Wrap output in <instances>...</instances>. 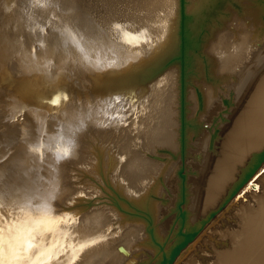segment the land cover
I'll return each instance as SVG.
<instances>
[{
  "label": "bare ground",
  "instance_id": "6f19581e",
  "mask_svg": "<svg viewBox=\"0 0 264 264\" xmlns=\"http://www.w3.org/2000/svg\"><path fill=\"white\" fill-rule=\"evenodd\" d=\"M233 1L185 0L186 29L192 39L200 35V50L187 68L183 147L181 69L174 62L181 0H0V63L21 53L10 69L25 78L13 94L2 89L11 95L4 103L13 112L36 103L22 122L0 127L1 160L26 140L0 162V214L28 218L32 229L7 248L14 264H161L159 246L170 253L179 244V210L184 231L197 236L174 264H204V250L208 264H264V196L255 214L243 201L264 194V183L256 195L250 189L264 176V0ZM41 23L50 25L47 33ZM32 42L42 43V56L27 47ZM43 57L75 71L70 86L59 79L48 93L39 88L34 79H48ZM65 92L72 95L66 101ZM57 95L60 112L37 105H53ZM6 115L0 111V123ZM43 124L41 162L30 146L39 145ZM58 130L64 140L53 139ZM70 138L75 144L63 158ZM180 169L182 188L161 207L163 188ZM223 205L231 208L228 222L234 217L244 230L218 226L219 237H203L197 248ZM241 207L246 216L235 213Z\"/></svg>",
  "mask_w": 264,
  "mask_h": 264
},
{
  "label": "water",
  "instance_id": "95a60500",
  "mask_svg": "<svg viewBox=\"0 0 264 264\" xmlns=\"http://www.w3.org/2000/svg\"><path fill=\"white\" fill-rule=\"evenodd\" d=\"M180 14H181V16H180V24H179L178 34L181 36L182 44H181L180 54H179L178 58H176V60H174V62H177V61L180 62L179 64H180V69H181V84H182L181 85L182 86V92H181L182 121L184 122V97H185V87H186V80H187V73H188L187 68L189 69V67L194 64L193 60H194L195 54L199 53L200 49H198L197 43L200 41V35H196L195 39H192L191 36H193V35H188L186 25L189 22L191 15L186 12L185 0H181ZM192 19H193V17H192ZM40 25H42L43 28L45 29L44 32L47 33V29H49L50 25L49 24H42V23ZM195 34L196 33H194V35ZM0 40L2 41V43L0 45H2V44L4 45L3 42H4V40L6 41V36H4V34L0 35ZM22 41L23 40H21V42ZM27 47L30 48L35 53H37L39 56H42L41 54L43 52V45L41 42H35V43L32 42ZM12 53L13 54L10 55L9 59L0 63V65H1V68H0V111L7 114L5 118L1 119V121H3L4 124L0 123V127H3L5 125V122H10V124L22 122L24 120V118L26 117V113L30 112V110H31L30 107H32V105H36V103L34 101L29 100V103L23 104L19 110H17V111L14 110L15 112H13V111H11L12 109H9V107H7V105L4 103L6 101H9L11 95H8L10 93H7V94L4 93L2 91V89L8 87L9 91L12 92L11 94H13L16 92L17 87L20 85V83L23 82V79H25L22 76L15 75L11 71L10 63L12 62V59L17 60L19 58H22V56H23L21 53H18V52L17 53L12 52ZM42 62H43V64L44 63L47 64L46 76L48 79L43 80L40 77L39 80L41 82H39L38 80H36V78H37L36 77L34 79V82H36L38 84V86H40L39 88L43 89L45 92L48 93L49 91L52 90V88H53L52 86L55 85V83L59 79L66 80L67 86H70L69 85L70 80L76 74V73H73V72H75L74 70L69 69V68H66V69L62 68V69L58 70V68H55V67H57V63L51 57H48V58L43 57ZM62 71H65V73L60 74V72H62ZM72 91H73V95L75 96V92L73 89H72ZM23 97H24L23 93H20V92L17 93L16 98H23ZM69 97H72V95ZM69 97L67 100H69ZM71 101H73V100L67 101V103L65 105H63V107L61 109L68 108L69 103ZM37 105L39 106L40 109L48 107V109H49L48 114L49 115L60 112L59 110L55 109L56 107H54V106H56V104L50 105L47 103H41V104H37ZM42 126H43V129H42L43 132H42V134L39 135V138H44L46 136V133L48 130L47 127L44 128V124ZM182 132H183V147H184L185 125L182 128ZM25 142H26V140L24 138L21 139L20 142L14 146L16 148L13 147L10 150H8L7 155L4 157L3 160L0 159V162L5 163V161L7 160V156L12 155L13 152L17 148L21 147ZM262 156H264V154ZM258 157H260V156H258ZM263 171H264V169H263ZM180 176L184 179V173L183 172H180ZM240 186H241V183H239L236 186V189H238V187H240ZM253 187H255V184L253 185ZM234 191H236V190H234ZM178 217H179V220L181 223L178 230H177V234H176L177 239L179 240V244L170 253L168 252V250L167 251L165 250L166 244L164 246L163 245L159 246L158 250L161 252L162 258H163L161 264H174V262L176 261V259L180 255V253L184 250V248L187 247L188 244L197 236V230L196 229L192 228V230L184 231V226L186 225V213L182 210H179L178 211ZM146 220L148 222V225H147L148 234L150 235L152 241L158 245V242L155 238V231H154V227L152 225L153 224L152 220L151 219H146Z\"/></svg>",
  "mask_w": 264,
  "mask_h": 264
},
{
  "label": "rangeland",
  "instance_id": "374dc122",
  "mask_svg": "<svg viewBox=\"0 0 264 264\" xmlns=\"http://www.w3.org/2000/svg\"><path fill=\"white\" fill-rule=\"evenodd\" d=\"M229 3H231L232 5H235V2L233 1V0H229ZM238 14H240V12H238ZM47 24V23H46ZM241 110H242V108H241ZM241 110H240V112H241ZM239 115V114H238ZM236 118H237V116H235L234 118H232L233 119V122L236 120ZM183 126H184V122H183V124H182ZM183 126H182V128H183ZM180 172H181V169H180V171H179V173H178V175H179V178H178V176H176L174 179H171V178H169L168 180H167V183L165 184V186H164V188H163V191H162V193H161V198H160V206L162 207L163 206V203L167 200V199H172L174 196H176L177 195V193H178V191L182 188V184H183V178L180 176ZM255 173H253L251 176H253ZM264 175V174H263ZM261 178V179H260ZM259 179H260V181H259V179H258V183L259 184H255L256 186V188H255V190H254V188L252 189V188H250L251 189V192H252V194L253 195H256L255 193H257V192H255V191H258L259 190V188H261V184L262 183H264V176H262V177H260ZM179 182V183H178ZM245 182V181H244ZM244 182H242L241 183V186L238 188V190H237V192L239 191V189L242 187V186H244L246 183H244ZM176 183H178V184H176ZM178 186V187H177ZM248 186V185H247ZM245 189V188H244ZM243 189V190H244ZM170 190V191H169ZM178 190V191H177ZM242 193V192H241ZM172 194V195H171ZM170 195V196H169ZM173 196V197H172ZM264 196V194H262V191H261V189L259 190V194H258V196H256V198L253 200V198H250L251 197V195L250 194H247V198L245 197V198H243V201L244 202H247V199H249V201L251 202H249V210H247V211H249V212H247L246 211V209L244 208V210L242 209L243 207H241L238 211H236L235 213H238V215H240V216H242V215H244V216H246L248 213H250V214H255L256 213V211H257V209H258V205H259V203H260V201L258 200V198L259 197H263ZM222 198H218L217 200H216V202L214 203V205L212 206V209H215L216 207H217V205L218 204H220L222 201H223V196H221ZM163 201V202H162ZM231 205V204H230ZM229 205V206H230ZM228 206V207H229ZM228 207H225V205H223V206H221L219 209H218V211L211 217V220H209V222H208V225H207V227L206 228H204V226L202 225V228H204L203 230H202V233H203V235L201 236V238H199V240H198V242H196L195 244H197V248H198V246L200 245V243L202 242V240H203V237H208V236H212V241L214 242L215 241V237H219V235L218 234H215V236H213V233H214V231H215V229L216 228H218V226H220L221 227V225H223L222 226V228L225 226V227H228V228H233V230L235 231V234H237L240 230L241 231H243L244 230V222H239L238 223V220L236 219V218H234V217H232V219L231 220H229L230 222H228V219H227V217H228V214H229V212L231 211V208L227 211V208ZM260 207H264V197H263V199H262V204L259 206V208ZM223 208V209H222ZM251 209V210H250ZM242 210H243V213H242ZM247 212V214H246V212ZM224 212H226L225 213V216H223L222 215V213H224ZM241 212V213H240ZM158 214V213H157ZM219 214V215H218ZM210 225H213V226H211L210 227ZM224 227V228H225ZM235 227V228H234ZM240 228V229H239ZM164 237V236H163ZM214 237V238H213ZM219 239V238H218ZM229 239H228V237H225V240L224 241H228ZM238 242H236L233 246L235 247V246H238V244H239V242H241V240H242V237H239L238 239ZM217 242H219V240H216ZM190 243H192V242H190ZM189 243V244H190ZM193 244V243H192ZM192 247V246H191ZM190 249V248H189ZM157 252H159L158 250H157ZM194 252H196L197 254H200V250L198 249V250H194ZM204 252L205 253H207V255L206 256H204V264L205 263H212L213 261H212V258H211V256H210V254H209V252H208V250H204ZM189 254H190V252L188 253V256H189ZM184 256H185V254H184ZM187 257V256H186ZM185 257V258H186ZM197 264H200L199 262L197 263Z\"/></svg>",
  "mask_w": 264,
  "mask_h": 264
},
{
  "label": "snow or ice",
  "instance_id": "6c2138e0",
  "mask_svg": "<svg viewBox=\"0 0 264 264\" xmlns=\"http://www.w3.org/2000/svg\"><path fill=\"white\" fill-rule=\"evenodd\" d=\"M116 29L120 28L119 24L115 25ZM81 39L83 40L84 37L82 36ZM81 51L83 49L81 48ZM124 95L123 93L118 94L115 99L119 101L120 96ZM59 96L57 95L53 100L50 101L52 104H58L59 103ZM68 99L67 93L64 94V100L66 101ZM81 127L84 126L83 120L80 121ZM69 131H72V129H69ZM75 131H80V128L75 129ZM53 139H59L64 140L65 137L62 133V131L58 130V136L53 137ZM66 144L68 145L63 149V158H67L71 154V147L74 146L75 140L74 139H68L66 141ZM44 141L43 138H41L38 146H30V151L38 153L40 155L41 162H43L44 159ZM57 163L61 159V155L59 153V150H57ZM29 225V219L28 218H21L19 216L13 217L9 219L8 217L4 216L3 214H0V264H14L13 258L9 255L7 248L11 247V241L15 239L16 241H19L24 234L25 231L28 233L32 232V229L28 227ZM34 239L35 237L32 236Z\"/></svg>",
  "mask_w": 264,
  "mask_h": 264
}]
</instances>
